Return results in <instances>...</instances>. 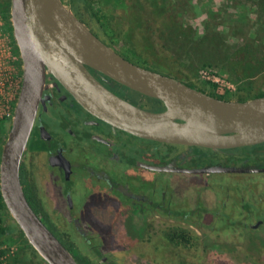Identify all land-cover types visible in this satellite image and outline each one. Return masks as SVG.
Here are the masks:
<instances>
[{
	"label": "flooded vegetation",
	"instance_id": "flooded-vegetation-1",
	"mask_svg": "<svg viewBox=\"0 0 264 264\" xmlns=\"http://www.w3.org/2000/svg\"><path fill=\"white\" fill-rule=\"evenodd\" d=\"M99 22L85 24L144 69L224 100L264 92V68L246 69L232 89L222 78L207 83L202 69L143 51L141 35L99 34ZM86 68L128 104L149 113L167 109L163 100ZM21 84L22 72L8 132ZM76 176L84 190L74 187ZM19 180L33 211L78 264H213L206 257L222 252L238 264L264 244V141L211 148L141 136L91 113L47 69Z\"/></svg>",
	"mask_w": 264,
	"mask_h": 264
},
{
	"label": "water",
	"instance_id": "water-1",
	"mask_svg": "<svg viewBox=\"0 0 264 264\" xmlns=\"http://www.w3.org/2000/svg\"><path fill=\"white\" fill-rule=\"evenodd\" d=\"M10 19L22 62V84L0 152V194L11 218L46 264L78 262L33 211L19 180V162L45 69L91 113L141 136L211 148L264 141V95L224 100L135 65L92 33L65 0H11ZM86 66L163 100L167 109L149 113L128 104Z\"/></svg>",
	"mask_w": 264,
	"mask_h": 264
},
{
	"label": "rangeland",
	"instance_id": "rangeland-1",
	"mask_svg": "<svg viewBox=\"0 0 264 264\" xmlns=\"http://www.w3.org/2000/svg\"><path fill=\"white\" fill-rule=\"evenodd\" d=\"M65 1L69 5L73 2L77 17L86 24L97 21L91 16L95 13L104 19L108 34L141 35L147 40L142 42L143 51L171 57L174 66L185 64L202 69L207 83L222 78L227 82L222 86L232 89L244 68H264L263 0H83L89 4V10L81 0ZM10 4L11 0H0V74L4 78L6 72L10 73L14 102L22 62L12 34ZM100 27L95 26L99 34ZM9 121H5V135ZM82 182L83 178L76 176L74 187L84 190L86 186L79 185ZM0 215L14 225L8 212ZM114 246L120 252L119 236ZM254 246L250 250L252 255L245 257L247 262L238 264H264V244ZM0 256L4 257V264H46L23 233L14 234L2 243ZM231 258L227 252L206 257L213 264H236Z\"/></svg>",
	"mask_w": 264,
	"mask_h": 264
},
{
	"label": "trees",
	"instance_id": "trees-1",
	"mask_svg": "<svg viewBox=\"0 0 264 264\" xmlns=\"http://www.w3.org/2000/svg\"><path fill=\"white\" fill-rule=\"evenodd\" d=\"M81 1L83 2V6L86 7L85 9L86 10H89L90 9L89 4L87 2H84L83 0H81ZM72 3L70 4V7H71L73 13L76 15L75 10L73 9L74 4L72 5ZM262 3L264 4V0H263ZM91 16L94 17V19L97 20V22L102 21V22H99V23H101L100 24L101 27L100 26H98V27H100V29L102 31H104V33L108 34L107 29L105 28L106 27L105 26L106 24H104V19L102 20L95 13H92ZM100 34H101V32H100ZM256 68H258V67H256ZM246 69H251V68L250 67L244 68L241 73L247 72L248 70L246 71ZM263 95H264V92H262V93H260L258 95H255V97L263 96ZM251 98H253V97H251ZM247 99H250V98H247ZM243 100H246V99H243ZM5 133H6L5 121L4 122H0V152H1L2 145H3V143H4L5 139H6L5 136L7 134L5 135ZM3 212L4 213L5 212L7 213L8 211H7V209H6L5 205H4V202L2 200V197L0 195V214L3 213ZM17 233H22L21 230L18 228L17 224L14 223V225H13L12 221L10 223L6 222L5 218L2 215H0V245L2 243H4L10 236H12L14 234H17Z\"/></svg>",
	"mask_w": 264,
	"mask_h": 264
},
{
	"label": "built area",
	"instance_id": "built-area-1",
	"mask_svg": "<svg viewBox=\"0 0 264 264\" xmlns=\"http://www.w3.org/2000/svg\"><path fill=\"white\" fill-rule=\"evenodd\" d=\"M4 79V82L2 80ZM218 84V80L214 79ZM222 86V85H221ZM223 87V86H222ZM12 77L6 72L4 78L0 74V122L9 120L12 115ZM1 195V194H0ZM3 256H0V264H4Z\"/></svg>",
	"mask_w": 264,
	"mask_h": 264
}]
</instances>
